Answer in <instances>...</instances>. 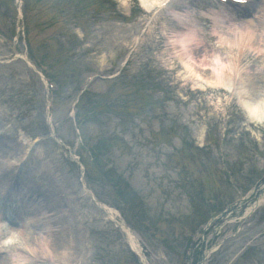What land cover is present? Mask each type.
Masks as SVG:
<instances>
[{"label": "rangeland", "instance_id": "1", "mask_svg": "<svg viewBox=\"0 0 264 264\" xmlns=\"http://www.w3.org/2000/svg\"><path fill=\"white\" fill-rule=\"evenodd\" d=\"M20 2L0 0V57H9L0 63V163L8 159L6 142L14 140L23 150L11 160L29 156L22 172L51 183L45 169L79 195L76 217L82 239L69 241L72 247L59 251L68 258L61 260L143 264L131 252L124 230L85 194L91 190L138 236L148 264H193L189 251L197 248L204 225L218 211L204 202L214 199L218 207L240 200L262 176L264 126L246 121L229 95L195 88L194 82L186 83L176 61L170 65L167 43L180 37V30L175 26L171 31L169 23L185 10L180 0L156 17L155 9L141 14L132 0ZM186 2L196 11L208 5ZM183 35L188 38L187 32ZM28 51L50 67L55 83L51 111L37 71L17 57ZM129 57L122 75L109 80L122 72ZM94 74L100 78L86 82ZM82 91L76 127L71 112ZM12 93L13 105L6 97ZM34 136L39 140L32 141ZM94 145L109 152L108 160L90 154ZM202 145L205 150L197 148ZM177 168L185 172L178 175ZM116 178L123 193L114 186ZM247 219L242 228L237 224L231 230L238 240L227 241L207 264H264V205ZM13 228L18 226H9L6 233ZM13 255L11 249L4 258L14 264Z\"/></svg>", "mask_w": 264, "mask_h": 264}, {"label": "bare ground", "instance_id": "2", "mask_svg": "<svg viewBox=\"0 0 264 264\" xmlns=\"http://www.w3.org/2000/svg\"><path fill=\"white\" fill-rule=\"evenodd\" d=\"M157 1L161 0H144L143 4L145 3L150 7L148 9H151L154 5H157ZM176 1L172 0L165 12ZM180 2L185 8L184 13H182L183 17H187L190 20L197 19V21L201 17H209V14H203L202 12L194 16L192 13H197L198 11L191 10L186 0H180ZM190 6L193 7L192 1ZM221 13L224 14V17L226 16L225 11ZM240 16L243 20H240ZM176 17L177 20L173 19L174 23H169L171 31H174L173 28L181 20L180 14H176ZM210 17L213 16L210 15ZM181 24L186 27L187 23ZM190 25L194 27V23ZM190 25H187L189 30ZM212 25L217 28V33L213 34V36L220 37L218 48L215 49L213 45L204 46L198 59H195L196 53L191 52L186 47L187 42L182 41L185 28L180 29L178 32L180 35L179 39L175 32H171L175 35L177 43L183 46L179 50L174 47L173 50L175 55L181 56L180 60L187 68V74L190 76L188 80L194 82L197 88L202 89L203 85H205L216 90L230 92V95L237 100L238 104L242 105L243 110H246L256 118L264 120V88L259 86L263 83V79L257 81L255 85H250L248 92L244 94L239 90V86L245 80L242 78L243 75H248L252 68L259 64L262 57L264 64V0L259 1L255 10L241 13L237 19L228 25H222L216 21L215 23L212 22ZM207 31L206 28V30L199 33V36L206 38ZM257 36H260L259 41L263 47L261 49L263 55L260 57L257 56ZM196 43L203 44L202 41H196ZM263 75L264 73H259L257 77ZM236 78L238 79L236 80ZM6 147L14 151L13 155L21 151V148L11 139ZM5 156L10 157L12 154L6 151ZM18 162L15 159H5L0 164V214L3 213V207L16 205V218L12 219L10 217V223L11 226H18L13 236H11L13 247L8 248L7 253H10L11 249L13 250L14 264H36L37 262L40 264H54L61 257H66L64 253H59V251L65 247H72V244L68 243L69 241H77L74 240L76 238L82 239V235L77 229L78 222L74 214L77 208L78 194L76 191H70L59 185L53 174L45 169H42L44 170L43 175L49 178L51 183L36 180L33 178L32 173H28L29 183L24 182L17 176H13V171L18 167L16 165ZM35 162L39 161L35 160ZM10 179H13V182ZM39 180H41V176ZM16 185L21 186L18 188ZM261 202H264V196L261 198ZM259 203L260 200L255 204L245 205L247 212H251ZM64 220L70 222V224L72 223V226L68 227L63 222ZM0 222L3 223L1 217ZM124 231L131 248L144 258L138 237L132 231L127 230V228ZM6 234V230L3 227L0 230V236L6 237L9 235ZM208 239L209 236L207 237ZM5 255L7 254H3L1 257V264H3L4 259H8L7 257L4 258ZM60 262L58 261L59 264ZM8 264H11L9 259Z\"/></svg>", "mask_w": 264, "mask_h": 264}]
</instances>
